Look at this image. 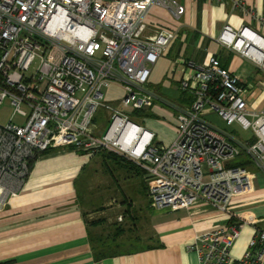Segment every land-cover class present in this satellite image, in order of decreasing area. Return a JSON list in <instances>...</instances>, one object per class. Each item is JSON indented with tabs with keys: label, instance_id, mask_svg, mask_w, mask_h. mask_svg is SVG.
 Segmentation results:
<instances>
[{
	"label": "built area",
	"instance_id": "1",
	"mask_svg": "<svg viewBox=\"0 0 264 264\" xmlns=\"http://www.w3.org/2000/svg\"><path fill=\"white\" fill-rule=\"evenodd\" d=\"M201 1L230 2L255 20L259 30L225 25L216 41L264 73V19L243 0ZM154 7L175 19L186 11L179 0H0V105L8 100L13 109L0 125V211L22 192L41 155L58 149L113 153L144 172L153 211L203 203L230 217L228 225L188 245L198 264H264V230H256L240 259L230 256L243 227L252 225L236 219L231 201L251 191L254 175L228 164L244 155L264 174V111L248 108L238 77L215 56L205 66L180 59L173 69L181 73L178 90L187 103L174 107L176 137L167 147L131 120V112L166 104L148 79L177 33L144 35ZM111 85L124 92L118 107L104 97ZM100 110L108 115L105 130L97 123ZM211 115L224 129L213 126ZM234 124L251 138L235 136Z\"/></svg>",
	"mask_w": 264,
	"mask_h": 264
},
{
	"label": "crops",
	"instance_id": "2",
	"mask_svg": "<svg viewBox=\"0 0 264 264\" xmlns=\"http://www.w3.org/2000/svg\"><path fill=\"white\" fill-rule=\"evenodd\" d=\"M243 1L264 19V0ZM179 2L186 9L180 19L162 7H154L144 23L145 36L158 29L177 33L167 52L151 67L148 79L150 87L166 104L155 103L142 111L143 126L165 147L176 137L174 107L187 103L186 96L178 90L181 73L173 69L180 59L205 66L211 57H217L245 87L248 108L264 111V73L216 41L225 25L236 30L243 25L259 30L255 20L233 10L230 2ZM104 97L118 107L124 92L120 86L111 85ZM94 158L90 153L58 149L33 161L22 192L0 211V264H198L188 245L197 235L230 222V217L203 203L178 211H153L147 202L152 242L128 253L97 260L91 245V222L104 223L106 217L95 218L100 208L91 205L94 201L82 202L80 197L82 175ZM249 171L254 175L251 191L231 201L236 219L252 224L245 225L235 240L230 251L234 260L246 252L256 230H264V174L253 166Z\"/></svg>",
	"mask_w": 264,
	"mask_h": 264
},
{
	"label": "rangeland",
	"instance_id": "3",
	"mask_svg": "<svg viewBox=\"0 0 264 264\" xmlns=\"http://www.w3.org/2000/svg\"><path fill=\"white\" fill-rule=\"evenodd\" d=\"M13 109L9 101L0 105V125L9 120ZM142 113L131 112V120L143 126ZM107 113L100 110L97 123L105 130L108 126ZM13 121H23L15 116ZM213 126L224 129L225 125L215 115L209 117ZM235 136L241 139L251 138L250 131H242L232 125ZM139 168L127 158L113 154H96L82 175L80 197L82 202L94 201L98 207L95 218L105 221H92L91 237L96 242H103L110 251L131 252L152 242V233L147 225V191ZM206 170V167H203ZM94 219V218H93ZM97 246V245H96Z\"/></svg>",
	"mask_w": 264,
	"mask_h": 264
},
{
	"label": "trees",
	"instance_id": "4",
	"mask_svg": "<svg viewBox=\"0 0 264 264\" xmlns=\"http://www.w3.org/2000/svg\"><path fill=\"white\" fill-rule=\"evenodd\" d=\"M134 113L135 114H140V113H142V111L134 112ZM228 166L229 167H244V168H247L248 170H250V167L252 166V163L248 160V158L246 156L241 155L239 158L234 160L232 163L228 164ZM138 170L141 173H143L142 174L143 183H144L146 191H147L148 188H147V182H146V179H145V174H144V172L141 169H138ZM147 201H148V199H147ZM148 207L150 208L149 201H148ZM91 245H92V250L94 252L95 258L97 260L105 259V258H108V257H114V256H117V255L122 254V253H128V252L110 251L108 249L109 246H106V244H103V242H99V241L95 243L92 240V237H91Z\"/></svg>",
	"mask_w": 264,
	"mask_h": 264
}]
</instances>
